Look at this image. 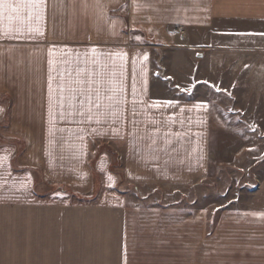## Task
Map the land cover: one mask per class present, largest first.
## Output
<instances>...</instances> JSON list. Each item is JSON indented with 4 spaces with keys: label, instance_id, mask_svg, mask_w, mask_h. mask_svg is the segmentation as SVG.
Returning a JSON list of instances; mask_svg holds the SVG:
<instances>
[{
    "label": "crops",
    "instance_id": "crops-1",
    "mask_svg": "<svg viewBox=\"0 0 264 264\" xmlns=\"http://www.w3.org/2000/svg\"><path fill=\"white\" fill-rule=\"evenodd\" d=\"M21 16L0 19V264H65L50 259V246L58 254L73 246L80 256L73 264L88 250V264H127L132 246H204L208 258V246H220L216 264H264V206L220 210L211 233L205 210L130 206L101 148H114L129 186H183L205 177L210 104L197 93L205 78L192 75L203 57L196 49H220V92L255 93L264 105V84L261 92L254 87L264 79V0H44L39 21L27 10ZM37 26L42 35L28 31ZM154 40L174 43L162 75ZM50 59L56 98L59 85L66 89L65 115L57 107L51 120ZM89 70L102 73L103 115L95 103L80 106ZM94 183L99 191L89 202L46 191L66 186L88 194ZM192 252L195 261L206 258Z\"/></svg>",
    "mask_w": 264,
    "mask_h": 264
},
{
    "label": "rangeland",
    "instance_id": "rangeland-1",
    "mask_svg": "<svg viewBox=\"0 0 264 264\" xmlns=\"http://www.w3.org/2000/svg\"><path fill=\"white\" fill-rule=\"evenodd\" d=\"M153 30L158 36L168 34L166 28ZM174 31L184 36L183 28L178 27ZM154 41L149 43V46L154 50L156 74L162 75L165 53L174 46V43ZM196 50L202 51L204 61H201L202 58L198 59L195 66L200 72L192 75L195 77L194 80L205 78L206 83L197 93L210 104L207 175L183 186L146 184L129 186L124 180L121 160L114 148L109 145L100 146L110 153V166L118 175L116 187L128 193L130 206H159L187 211L205 210L212 217L209 225L211 233L216 226L220 210L249 205L264 206V105L257 99L255 93L251 96L249 92L235 89L220 92V49L197 48ZM182 56L176 57L177 64L184 65ZM193 62H196V59H193ZM158 71H161V74ZM185 80L186 76L183 75V81ZM255 80L254 87L261 92L264 79L257 80V85ZM229 82V80L226 83L222 82L221 87L229 86ZM97 186L94 183L88 194L76 192L66 186H49L48 190L43 186L40 190L50 193L55 190H66L65 193L67 192L74 201L89 202L99 191ZM51 247L58 246H50V259H64L65 264H73L72 262L79 260V254L73 256V246H61L65 249L61 254ZM89 247L85 246L86 249ZM203 247L192 246L191 251H186L185 246H160V250L156 246H132L130 258L126 261L127 264H194L203 260L208 264H216V261L220 260V246H208L209 258L204 254ZM192 250L206 258L197 256L198 260L195 261L196 255ZM93 251L88 250L86 259L78 261L77 264H86L88 259H92Z\"/></svg>",
    "mask_w": 264,
    "mask_h": 264
},
{
    "label": "snow or ice",
    "instance_id": "snow-or-ice-1",
    "mask_svg": "<svg viewBox=\"0 0 264 264\" xmlns=\"http://www.w3.org/2000/svg\"><path fill=\"white\" fill-rule=\"evenodd\" d=\"M43 7H44V0H0V19L4 17L5 14H7V19L9 21H12L13 19H22L21 14L24 12V10L28 11V19L31 20L33 16H35L36 20L39 21L42 18V12H43ZM11 31V29H9ZM18 32H21L22 29H17ZM28 31L35 32L37 34L42 35V30L39 26L32 28L29 27ZM261 35H264L262 33ZM93 53L96 52V49H91ZM50 55H51V50H50ZM123 59V57H121ZM145 59H147V56H145ZM93 63H97V61H93ZM53 60H49V85H48V94H49V117L50 120L54 118L55 110L57 107H59L60 110V116L61 118L64 117V92L66 91L65 87L63 84L58 86L59 90V99L56 98V90L53 89V79L54 77L52 76V72L54 71L53 68ZM63 75V74H61ZM115 75V73H113ZM83 84L84 81H81ZM102 83V73L100 72H95L93 73L92 71H88V80L87 84L88 87L82 88L80 90V106L81 109L84 108L85 102H87L89 105L95 103V107L97 109V115H103L99 111L101 108V97L102 93L100 90L99 85ZM96 85L95 89L93 88V85ZM115 85V82H113V87L112 91L116 92L119 91ZM93 92H95V101H93ZM133 94H135V88H133ZM109 99H115V97H109ZM158 105H153V107H157ZM198 107H203V105H199ZM88 112H91V107L87 109ZM80 115H84V111H81L79 113ZM114 115V113H113ZM91 119V117H89Z\"/></svg>",
    "mask_w": 264,
    "mask_h": 264
},
{
    "label": "built area",
    "instance_id": "built-area-1",
    "mask_svg": "<svg viewBox=\"0 0 264 264\" xmlns=\"http://www.w3.org/2000/svg\"><path fill=\"white\" fill-rule=\"evenodd\" d=\"M161 74V71H158Z\"/></svg>",
    "mask_w": 264,
    "mask_h": 264
},
{
    "label": "water",
    "instance_id": "water-1",
    "mask_svg": "<svg viewBox=\"0 0 264 264\" xmlns=\"http://www.w3.org/2000/svg\"><path fill=\"white\" fill-rule=\"evenodd\" d=\"M199 56H200V54H199Z\"/></svg>",
    "mask_w": 264,
    "mask_h": 264
}]
</instances>
